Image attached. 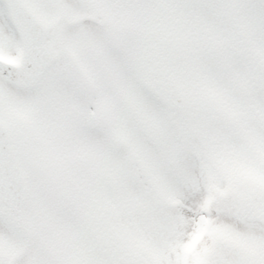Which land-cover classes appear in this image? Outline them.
Returning <instances> with one entry per match:
<instances>
[{
    "label": "snow or ice",
    "instance_id": "6c2138e0",
    "mask_svg": "<svg viewBox=\"0 0 264 264\" xmlns=\"http://www.w3.org/2000/svg\"><path fill=\"white\" fill-rule=\"evenodd\" d=\"M0 264H264V0H0Z\"/></svg>",
    "mask_w": 264,
    "mask_h": 264
}]
</instances>
